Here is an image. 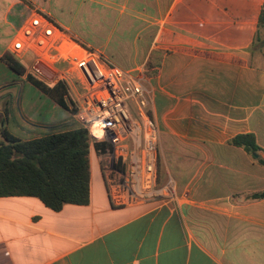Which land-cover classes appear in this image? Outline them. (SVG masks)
<instances>
[{"label": "crops", "instance_id": "obj_1", "mask_svg": "<svg viewBox=\"0 0 264 264\" xmlns=\"http://www.w3.org/2000/svg\"><path fill=\"white\" fill-rule=\"evenodd\" d=\"M263 4L0 0V87L21 86L13 116L0 108V142L4 128L32 139L78 125L70 108L27 75L49 79L25 68L20 74L2 59L36 8L146 76L149 110L161 129V179L179 194L115 207L90 152L86 204L54 210L36 196H0V264H264V197H252L264 190V165L231 142L253 133L264 158V52L257 58L252 50Z\"/></svg>", "mask_w": 264, "mask_h": 264}, {"label": "built area", "instance_id": "obj_2", "mask_svg": "<svg viewBox=\"0 0 264 264\" xmlns=\"http://www.w3.org/2000/svg\"><path fill=\"white\" fill-rule=\"evenodd\" d=\"M10 53L34 55L69 85L76 120L90 132V152L115 207L179 199L173 181L161 179V129L149 110L144 74L113 63L36 8L17 29Z\"/></svg>", "mask_w": 264, "mask_h": 264}, {"label": "trees", "instance_id": "obj_3", "mask_svg": "<svg viewBox=\"0 0 264 264\" xmlns=\"http://www.w3.org/2000/svg\"><path fill=\"white\" fill-rule=\"evenodd\" d=\"M258 27H264V4ZM2 59L16 72L22 74L25 71L11 53ZM27 78L60 105L70 108L72 113L77 112L76 100L65 81L50 85L32 73ZM69 102L74 107H69ZM2 134L5 140L0 142V196H36L54 210L69 203L89 202L91 137L88 128L78 123L73 128L52 130L32 139H21L7 128ZM231 142L264 165V158L260 155L262 148L253 133L239 134ZM252 197L263 198L264 190Z\"/></svg>", "mask_w": 264, "mask_h": 264}, {"label": "rangeland", "instance_id": "obj_4", "mask_svg": "<svg viewBox=\"0 0 264 264\" xmlns=\"http://www.w3.org/2000/svg\"><path fill=\"white\" fill-rule=\"evenodd\" d=\"M262 1L264 2V0H262ZM257 12H256V17H257ZM252 50L256 52L257 58H258L259 55H261L264 52V27L257 28V34H256V37H255V42H254ZM32 57H33V55L29 54V55L25 56L24 58H20V59H17V60L19 61V63L26 70L30 69L32 71H35L34 64L32 63L33 62L32 61ZM38 61H42V60L37 59L35 62H38ZM44 64L46 66H48L46 63H44ZM48 67L54 72L55 76L52 78V80L44 79V81L46 83L50 84V85H53V84L57 83L60 80H58L56 78V72L54 71V69L51 68L50 66H48ZM20 93H21V86H16V87H14V85H10V86H7V87L1 86L0 87V108H3V107L9 108L11 113H12V116H13V114L16 112V108H17V103L16 102H17V98L19 97ZM71 93H72V95H71L72 98L74 100H76L72 90H71ZM72 98L69 97L68 99L72 100ZM69 103H71V106L74 107V104L72 102H69ZM95 132H97V128H95Z\"/></svg>", "mask_w": 264, "mask_h": 264}, {"label": "water", "instance_id": "obj_5", "mask_svg": "<svg viewBox=\"0 0 264 264\" xmlns=\"http://www.w3.org/2000/svg\"><path fill=\"white\" fill-rule=\"evenodd\" d=\"M34 68L36 71L41 73L44 77H46L49 80H52V78L55 76L54 72L48 66H46L42 61L36 62Z\"/></svg>", "mask_w": 264, "mask_h": 264}]
</instances>
